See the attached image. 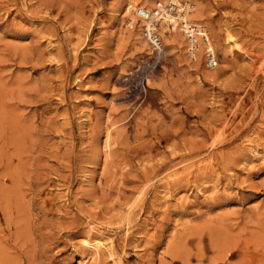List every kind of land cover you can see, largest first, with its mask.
I'll return each instance as SVG.
<instances>
[{"label":"rangeland","instance_id":"374dc122","mask_svg":"<svg viewBox=\"0 0 264 264\" xmlns=\"http://www.w3.org/2000/svg\"><path fill=\"white\" fill-rule=\"evenodd\" d=\"M125 1L0 0V264H264V0L194 1L214 68Z\"/></svg>","mask_w":264,"mask_h":264},{"label":"bare ground","instance_id":"6f19581e","mask_svg":"<svg viewBox=\"0 0 264 264\" xmlns=\"http://www.w3.org/2000/svg\"><path fill=\"white\" fill-rule=\"evenodd\" d=\"M158 1H166V0H126L124 3V7H123V13L124 15H126V17H128V26L130 27V29H132V31H139L137 29L138 25L141 28H145V27H149L150 24L148 21H140L136 15V11H138V9H146L148 12L153 8L152 4H156ZM184 1H189V0H184ZM191 2H193L195 4V2H200V0H190ZM195 1V2H194ZM203 1V0H202ZM151 5V7H150ZM121 6V5H120ZM196 10L190 14H186L185 16L182 17V22H178L175 21L172 24V19H164L160 22L159 24V32L161 34V36H164V38L166 39V46L171 47V49H177L176 47V41H178L182 47H185V50L187 52V55L190 56V59L196 63L198 60H204L205 58L208 59V57L211 56H216L215 53V49L212 43V40L209 38V34L206 28V25L204 24V20H205V16L202 13V5H200V7H198L197 4H195ZM204 7V6H203ZM122 16V15H121ZM120 18V17H119ZM122 18V17H121ZM141 22V23H140ZM194 24L196 26H199L201 28H203L204 34L207 36V40L204 38L202 39V37L198 36L196 41L190 42L187 40L186 38V34H188V30H187V26L189 24ZM230 27V26H229ZM232 29V27H231ZM232 31V30H231ZM225 32V31H224ZM89 33V32H88ZM225 35V34H224ZM138 37V36H137ZM141 37V36H140ZM133 38V37H132ZM212 38V37H211ZM136 39V38H135ZM134 41V40H133ZM140 41V40H139ZM138 41V42H139ZM146 42V41H145ZM238 42V41H237ZM148 43V41H147ZM226 44H229L231 46H237V51L239 50V52L243 51L242 48L240 46H238V44L236 43V39L233 36V34L230 31H227V35H226ZM144 47V46H143ZM180 48V47H179ZM178 48V49H179ZM235 49V48H234ZM182 50V49H181ZM235 52V51H234ZM178 54V53H177ZM243 54V52H242ZM245 58V57H244ZM200 60V61H201ZM249 60V59H248ZM191 61V62H192ZM208 61V60H207ZM202 63V62H200ZM218 64V63H217ZM201 65V64H200ZM199 66V65H198ZM200 67V66H199ZM198 68V67H197ZM208 70L207 72V77L211 80L214 81L215 76H214V71L211 69H205ZM80 79V78H79ZM155 82V81H154ZM148 84L151 85L152 82L149 80ZM80 88V87H79ZM90 107V106H89ZM85 109V108H84ZM90 109V108H89ZM86 110V109H85ZM88 110V109H87ZM91 110V109H90ZM89 111V110H88ZM80 115V114H79ZM110 118V117H109ZM83 120V118H82ZM111 121L108 120V122ZM80 123V122H79ZM107 123V122H106ZM111 123V122H110ZM83 127V126H82ZM83 131V130H82ZM104 132V131H103ZM112 126L106 128V132H105V138L102 140V147L105 150L106 153V157L109 158L110 157V153L112 151V147H113V142H112ZM116 144V143H115ZM101 147V148H102ZM253 147V146H252ZM115 148V147H114ZM248 152V151H247ZM256 153V152H255ZM251 154V153H250ZM110 159V158H109ZM95 161V160H94ZM206 162V161H205ZM254 162V161H253ZM95 164V163H94ZM102 165V164H101ZM209 165V164H208ZM211 165V164H210ZM202 168V167H201ZM206 168V167H205ZM101 173V172H100ZM174 173V172H173ZM102 174V173H101ZM82 176V175H81ZM84 176V175H83ZM102 176V175H101ZM175 177V176H174ZM173 177V178H174ZM178 178V177H177ZM98 179V178H97ZM167 179V178H166ZM169 180V179H167ZM81 185V184H80ZM98 186V185H97ZM97 188V187H96ZM165 188V187H164ZM170 188V187H169ZM100 190V189H99ZM167 190V189H166ZM172 190V189H171ZM174 190V189H173ZM163 191V190H161ZM169 192V191H168ZM165 194V193H164ZM168 194V193H167ZM170 196V195H169ZM88 198V197H87ZM170 198V197H169ZM168 198V199H169ZM164 201V200H163ZM168 201V200H167ZM131 208V207H130ZM129 217V216H128ZM91 223V222H90ZM145 224V223H144ZM107 225V224H106ZM128 226V225H127ZM89 229V227H88ZM95 229V228H94ZM90 230V229H89ZM109 230V229H108ZM92 231V230H91ZM95 231V230H93ZM127 231V230H126ZM97 232V231H96ZM98 233V232H97ZM130 235V234H129ZM88 236V235H87ZM92 236V235H91ZM127 236V235H126ZM131 236V235H130ZM137 236V235H136ZM141 236V235H140ZM132 237V236H131ZM129 239V238H128ZM107 240H109L107 238ZM106 238L103 237V234L98 233L95 234L92 238L90 237L87 240H84V243L86 244V248L88 251L93 252L94 255L98 256L101 254V252L105 249L109 250L110 252V257H114V253L113 252V248H111L110 244L106 243ZM213 241V240H212ZM115 242V241H114ZM126 242V241H125ZM133 242V241H132ZM127 244V243H126ZM83 245V244H82ZM215 246V245H214ZM238 246V245H237ZM85 247V246H83ZM77 248V247H76ZM82 248V247H81ZM232 248V247H231ZM82 250V249H81ZM108 253V252H107ZM117 254V253H116ZM121 254V253H120ZM123 255V254H122ZM109 256V255H108ZM92 257L91 253H83L81 254V256L79 257L78 260V264H87L90 259ZM114 262L115 264H123V262L118 259L117 257L114 258Z\"/></svg>","mask_w":264,"mask_h":264},{"label":"built area","instance_id":"2783aa9c","mask_svg":"<svg viewBox=\"0 0 264 264\" xmlns=\"http://www.w3.org/2000/svg\"><path fill=\"white\" fill-rule=\"evenodd\" d=\"M196 10L193 2L184 0H166L158 1L154 7L148 12L146 9H138L136 15L140 21H148L150 26L143 28V32L147 40L149 41L150 47L153 53L161 55L163 52L162 48V36L159 32V24L164 19H172V24L175 21L182 22V17L186 14H190ZM188 34L186 38L190 42H195L197 37L200 36L202 39L207 40V36L204 34L203 28L194 24L187 26ZM210 38V37H209ZM190 57V56H189ZM208 60V61H207ZM205 62L208 67L214 68L217 65V56L205 58Z\"/></svg>","mask_w":264,"mask_h":264}]
</instances>
